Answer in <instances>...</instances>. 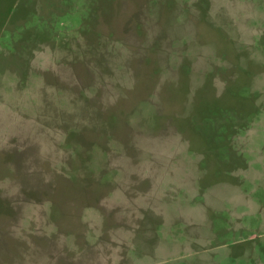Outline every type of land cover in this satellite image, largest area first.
Instances as JSON below:
<instances>
[{
  "label": "rangeland",
  "instance_id": "374dc122",
  "mask_svg": "<svg viewBox=\"0 0 264 264\" xmlns=\"http://www.w3.org/2000/svg\"><path fill=\"white\" fill-rule=\"evenodd\" d=\"M0 264H264V0H0Z\"/></svg>",
  "mask_w": 264,
  "mask_h": 264
}]
</instances>
